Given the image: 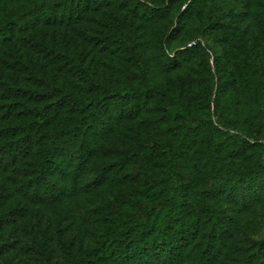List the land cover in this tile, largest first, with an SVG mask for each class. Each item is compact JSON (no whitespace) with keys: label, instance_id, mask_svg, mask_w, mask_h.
Returning <instances> with one entry per match:
<instances>
[{"label":"rangeland","instance_id":"374dc122","mask_svg":"<svg viewBox=\"0 0 264 264\" xmlns=\"http://www.w3.org/2000/svg\"><path fill=\"white\" fill-rule=\"evenodd\" d=\"M197 1L201 12L190 16L191 0H0V25L11 16L21 21L11 39L0 41V78L23 88L15 96L0 85V264H68L84 255L85 264H118L117 255L135 254V213L141 202L166 195L161 180L169 160L164 148L148 162L130 150L154 141L170 142L181 165L180 219L168 230L180 247L176 264H264V132H252L242 114L230 121L228 101L213 104L212 75L230 73L231 63L219 64L210 50L180 58L198 43L219 53L214 21H220L259 41L257 67L264 73V0ZM98 84L154 85L199 128L166 117L155 97L136 107L111 103L105 127L96 124L60 143L51 170L57 198L33 200L23 184L40 159L44 131L72 127L78 119L52 88L87 101L99 93ZM42 109L49 118L39 128ZM201 198L219 210L214 231ZM159 235L154 228L143 243L150 247Z\"/></svg>","mask_w":264,"mask_h":264},{"label":"trees","instance_id":"16d2710c","mask_svg":"<svg viewBox=\"0 0 264 264\" xmlns=\"http://www.w3.org/2000/svg\"><path fill=\"white\" fill-rule=\"evenodd\" d=\"M197 0H191L188 4V13L193 15L195 12L200 13L201 7ZM191 8V9H190ZM19 18L14 16L2 21L0 25V41L7 42L12 38V29L14 24H20ZM215 26L219 25L217 40L219 41V48L217 54L213 51L211 46L205 45L203 48L199 43L185 47L181 52V59L183 56H188L196 50L207 51L210 50L212 54L219 55V64L229 65L231 63L230 73L219 69L215 75L213 73L212 79L216 80L214 105L220 107L222 103L228 101L231 107L232 115H229V120H238L240 114L243 115V123L247 124L252 132H264L261 127L264 122V73L259 71L257 67L258 57L261 56L256 51L259 43L255 39L252 43L247 40V37L234 25L228 26L220 21H214ZM260 42H264V36L260 37ZM112 41L119 42L123 45L121 38L112 39ZM264 44V43H263ZM125 46V44L123 45ZM131 53L134 61L141 71H144V65L140 56L134 47H131ZM179 54V56H180ZM186 58V57H184ZM220 68V66H219ZM231 84L235 90L231 88ZM0 85L3 90L10 95H19L23 88L7 83L0 78ZM99 85V84H98ZM100 91L95 97H90L87 101H79L72 93L66 92L59 87H53V94H59V102L67 103L72 110L78 114L77 122L72 127H61L53 130H45L46 137L45 146L42 150L40 159L34 165V170L29 180L23 184L25 192L33 200H40L48 198L53 201L57 198L56 184L51 176V170L56 166V153L59 145L64 140H75L81 136L87 128L98 124L105 127L107 124L105 115L108 112V107L111 103H117L119 106H138L142 99L147 100L149 97H155L157 106L168 118H184L190 128L197 129L198 124L190 118V115L179 109L178 106L172 103L165 102V94L154 85L147 84L144 87H115L99 85ZM238 90L237 94L235 93ZM30 93L35 96L43 94L30 90ZM224 105V104H223ZM41 121L36 124L39 128H43L48 121L49 115L46 110H40ZM224 125H228L224 123ZM235 137L243 140L242 136L235 134ZM244 142L250 143L246 141ZM158 148L167 149L169 160V169L164 177L166 195L154 203L141 202L135 213L132 229L135 232V254L125 253L123 256L117 255L116 263L128 264L125 259H133L137 264H166L171 262L176 264L177 255L180 247L174 244L168 238V230L173 221H178L180 218L176 213V204H179V195L182 192V177L180 174V163L176 160V148L170 142L154 141L146 144L143 150H130L132 156L142 162H148L153 159ZM259 171H264V163H260ZM258 171V172H259ZM264 176V174H263ZM160 182V181H159ZM161 192H159L160 194ZM159 197V196H158ZM200 207L204 211L210 231H214L220 224L219 210L214 208L207 199H200ZM157 228L160 232L161 240L152 238L150 247L143 243V236L152 232ZM185 239V235L181 236ZM120 241V240H119ZM155 253V258L152 260L150 254ZM136 258V260H135ZM88 258L84 255L80 258H73L68 264H85ZM194 264H204L203 260H199Z\"/></svg>","mask_w":264,"mask_h":264}]
</instances>
